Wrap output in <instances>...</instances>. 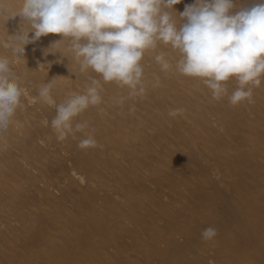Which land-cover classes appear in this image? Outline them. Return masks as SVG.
<instances>
[{
    "label": "bare ground",
    "instance_id": "bare-ground-1",
    "mask_svg": "<svg viewBox=\"0 0 264 264\" xmlns=\"http://www.w3.org/2000/svg\"><path fill=\"white\" fill-rule=\"evenodd\" d=\"M194 3L174 5L177 25ZM21 4L0 0V56L22 88L0 132V264H264V76L252 102L233 106L180 74L178 50L158 43L141 60L143 94L130 97L126 86L81 71L59 34L18 56L6 48L29 28L14 16ZM161 52L166 71L155 60ZM93 78L102 102L74 118L82 132L59 141L56 105ZM48 82L51 104L39 95ZM225 84L228 95L238 86ZM175 109L183 111L170 116ZM86 135L96 147L78 148ZM208 227L217 234L205 240Z\"/></svg>",
    "mask_w": 264,
    "mask_h": 264
},
{
    "label": "clouds",
    "instance_id": "clouds-1",
    "mask_svg": "<svg viewBox=\"0 0 264 264\" xmlns=\"http://www.w3.org/2000/svg\"><path fill=\"white\" fill-rule=\"evenodd\" d=\"M178 3L181 0H22L14 16L30 22L29 28L12 35L15 43L5 42L4 46L13 48L18 56L26 44L59 34L70 39L81 71L91 68L104 82L126 86L132 97L144 92L141 60L145 51L163 43L180 54L176 70L200 78L214 100L228 96L233 106L244 100L252 102L253 87H259L264 76V0L251 7L237 6L233 0H195L179 13V21L185 22L177 25L171 13ZM155 60L162 70L169 69L163 52ZM230 79L238 86L228 95L225 82ZM98 85L93 78L83 94L70 93L56 105L51 126L59 141L85 129L86 124L73 125V120L102 102ZM51 88L48 82L39 92L50 104ZM21 96L9 59L0 56V132L10 126ZM182 111L175 109L169 115L175 117ZM77 146L96 147L97 141L86 135ZM216 234L215 228L208 227L201 236L209 240Z\"/></svg>",
    "mask_w": 264,
    "mask_h": 264
}]
</instances>
